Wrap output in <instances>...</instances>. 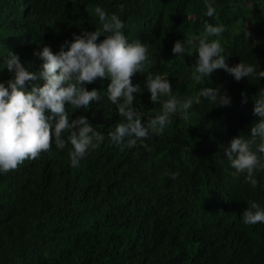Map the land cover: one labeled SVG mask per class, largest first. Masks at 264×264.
<instances>
[{"label":"trees","instance_id":"trees-1","mask_svg":"<svg viewBox=\"0 0 264 264\" xmlns=\"http://www.w3.org/2000/svg\"><path fill=\"white\" fill-rule=\"evenodd\" d=\"M210 2L216 8L212 17L205 15V0H0L5 86L14 78L4 64L8 51L25 69L39 72L43 61L33 53L49 46L56 54L74 34L95 31L100 22L94 9L100 6L119 16L129 43L150 46L151 66L132 77L141 88L134 107L143 123L169 98L151 102L148 75L168 78L172 95L193 100L187 120L177 112L162 134L150 133L143 141L147 149L139 141L128 148L108 136L122 119L107 99L110 79L86 84L101 92V99L88 109L66 105L69 119L84 116L104 141L88 150L79 167L71 166V144L61 150L53 141L36 160L0 172V264H264V223L242 221L252 202L264 207V170L256 172L253 188L223 153L234 137H249L259 122L253 110L264 93V78L237 82L217 69L196 82L198 39L193 47L185 45L182 57L172 52L177 40L200 37L205 23L223 24L226 31L209 41L221 40L228 66L243 62L264 71V0ZM246 28L252 33L247 41ZM204 87L226 91L231 105L217 107L198 97ZM63 135L67 140L69 133Z\"/></svg>","mask_w":264,"mask_h":264},{"label":"clouds","instance_id":"clouds-1","mask_svg":"<svg viewBox=\"0 0 264 264\" xmlns=\"http://www.w3.org/2000/svg\"><path fill=\"white\" fill-rule=\"evenodd\" d=\"M204 6L207 9L205 15L212 17L216 12L214 4L205 0ZM120 11H124L123 5ZM94 12L100 22L95 31L82 30L80 35L74 34L72 42L65 41L56 54L49 46L33 53L43 61L39 72L25 69L20 57L8 51L4 64L14 78L7 81V86L0 83V172L7 173L16 170L26 160H36L41 153L51 150L53 141L61 150L70 143L72 150L68 155L71 166L79 167V161L90 148L100 146L104 135L93 128L84 116L70 120L66 105L88 109L92 101L100 100L101 92L96 89L89 91L85 87L97 79L111 81L107 87V99L116 106L122 119L114 126V131L108 132V136L117 146L125 144L132 148L139 141L147 149L148 145L143 141L150 133L162 134L171 123V115L179 112L183 119L189 118L187 113L193 100H181L172 95L168 78L148 75L145 87L151 94V102H158L162 96L169 98L161 102L162 111L155 118H150L146 125L143 123L142 113L134 107V94L139 93L141 88L139 84L133 85L132 77L151 66L150 46L139 40L129 43L122 32L124 23L116 13L109 15L100 6H96ZM225 31L223 24L205 23L200 37L177 40L172 52L182 57L186 52L185 45L193 47L198 39L195 49L198 58L192 72V79L196 82L209 78L217 69L225 70L237 82L250 76L258 80L264 78V71H259L257 64L241 62L234 67L228 66L226 60L229 56L224 55L221 40L209 41V37H220ZM251 35L247 28L243 30L245 41ZM102 36L105 38L99 40ZM39 80L44 81L43 86L37 83ZM245 95L241 93L242 97ZM198 97L206 98L217 107L231 105V98L226 91L221 93L219 87H204ZM253 114L260 120L251 127V135L234 137L224 147L223 153L237 174H246L245 183L255 188L258 185L256 172L264 170V93L257 100ZM65 132L69 133L67 140L63 135ZM179 175L178 171L172 173L171 179ZM242 221L245 225L264 223V207L252 202L243 211Z\"/></svg>","mask_w":264,"mask_h":264},{"label":"rangeland","instance_id":"rangeland-1","mask_svg":"<svg viewBox=\"0 0 264 264\" xmlns=\"http://www.w3.org/2000/svg\"><path fill=\"white\" fill-rule=\"evenodd\" d=\"M261 39H262V42H263V44H264V35L261 37Z\"/></svg>","mask_w":264,"mask_h":264}]
</instances>
